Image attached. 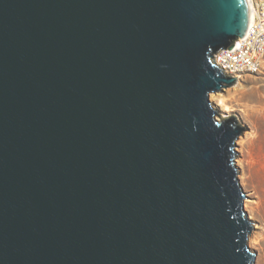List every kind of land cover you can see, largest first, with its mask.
Masks as SVG:
<instances>
[{"label": "water", "instance_id": "95a60500", "mask_svg": "<svg viewBox=\"0 0 264 264\" xmlns=\"http://www.w3.org/2000/svg\"><path fill=\"white\" fill-rule=\"evenodd\" d=\"M247 0H0V264H256L245 127L210 98Z\"/></svg>", "mask_w": 264, "mask_h": 264}, {"label": "rangeland", "instance_id": "374dc122", "mask_svg": "<svg viewBox=\"0 0 264 264\" xmlns=\"http://www.w3.org/2000/svg\"><path fill=\"white\" fill-rule=\"evenodd\" d=\"M210 98L218 106L219 98H223L229 106L230 109L227 111L222 110V107L219 106L221 118L234 117L245 127L239 138L242 142L239 143L238 141L237 164L241 168V183L250 182L258 169V153L264 136V75H244L237 78L231 86L215 93V96L211 94ZM243 187L248 193L247 200H251V204L257 206L259 199L253 192V188L244 185ZM246 209L250 217L256 221L251 236L258 237L261 235L263 237L261 245H255L253 242H249V244L258 251L256 264H264V207L261 204V207L254 214L250 208L246 207Z\"/></svg>", "mask_w": 264, "mask_h": 264}, {"label": "built area", "instance_id": "2783aa9c", "mask_svg": "<svg viewBox=\"0 0 264 264\" xmlns=\"http://www.w3.org/2000/svg\"><path fill=\"white\" fill-rule=\"evenodd\" d=\"M255 35L235 41L231 48H224L214 54L216 64L229 76L241 78L244 75H264V0H252Z\"/></svg>", "mask_w": 264, "mask_h": 264}, {"label": "bare ground", "instance_id": "6f19581e", "mask_svg": "<svg viewBox=\"0 0 264 264\" xmlns=\"http://www.w3.org/2000/svg\"><path fill=\"white\" fill-rule=\"evenodd\" d=\"M247 6L249 13V21H251L253 18L252 0H247ZM254 35H255V24H249V27L246 32V36H254ZM212 96H215V93L212 94ZM219 100H220L219 106L222 107V110L227 111L230 109L223 98H219ZM238 141L239 143L242 142V140L240 139ZM257 162H258V169L255 172V177L253 178V180H250V182L248 181L246 183L244 182V184H242L244 186H251L254 190L253 192L256 193V196L259 199L257 206L251 204V200L245 201V207L250 208L253 214L256 213L257 209L261 207V204H263L264 207V136L262 137L261 140V146L259 148ZM262 240L263 237L261 235L258 237L250 236L249 242H253L255 245H261Z\"/></svg>", "mask_w": 264, "mask_h": 264}]
</instances>
